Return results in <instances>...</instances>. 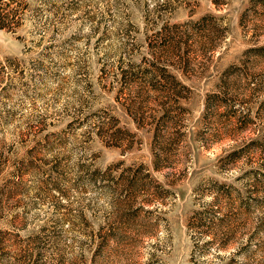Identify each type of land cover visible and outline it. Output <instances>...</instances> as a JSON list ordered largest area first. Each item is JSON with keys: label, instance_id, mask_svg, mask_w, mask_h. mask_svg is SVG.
Instances as JSON below:
<instances>
[{"label": "rangeland", "instance_id": "obj_1", "mask_svg": "<svg viewBox=\"0 0 264 264\" xmlns=\"http://www.w3.org/2000/svg\"><path fill=\"white\" fill-rule=\"evenodd\" d=\"M8 9L0 264H264V0H14ZM207 15L205 31H185ZM164 23L188 41L181 80L191 94L174 108L169 166L154 171L151 133L120 105L119 74ZM218 91L223 102L204 108ZM141 106L144 117L157 108Z\"/></svg>", "mask_w": 264, "mask_h": 264}, {"label": "trees", "instance_id": "obj_2", "mask_svg": "<svg viewBox=\"0 0 264 264\" xmlns=\"http://www.w3.org/2000/svg\"><path fill=\"white\" fill-rule=\"evenodd\" d=\"M13 1L0 0V30L10 31L15 26L13 12L8 9L9 3ZM214 19L212 15L204 16L197 22L185 24V31H205V21ZM179 27L180 25L176 24H162L150 38L145 39V57L137 64L131 63L129 69H122L119 74L124 84L120 90L122 94L120 105L130 116L136 129L148 125L151 133L150 152L154 171L169 166V152L178 142L176 131H172L178 116L174 108L176 106L180 108V101L191 94L190 88L181 80V77L187 78L186 76L190 74L191 60L188 55V41L184 31H180ZM4 68L5 66H1L0 71ZM133 92L135 98L131 99L130 94ZM143 92L146 95H142ZM222 95L221 91L207 95L204 99V108H217L223 102ZM150 100L156 104V111L150 117H144L141 105ZM147 119L149 122H146ZM98 123L96 134L101 139L107 136V132H103L99 127L101 122ZM122 132L127 133L124 130Z\"/></svg>", "mask_w": 264, "mask_h": 264}]
</instances>
